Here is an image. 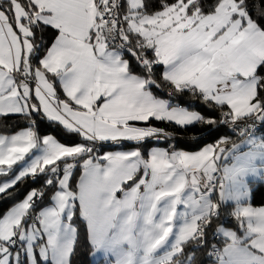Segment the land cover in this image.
<instances>
[{"label": "snow or ice", "instance_id": "obj_1", "mask_svg": "<svg viewBox=\"0 0 264 264\" xmlns=\"http://www.w3.org/2000/svg\"><path fill=\"white\" fill-rule=\"evenodd\" d=\"M9 118L0 264H73L81 233L90 264H264V0H0ZM158 123L240 141L145 153Z\"/></svg>", "mask_w": 264, "mask_h": 264}, {"label": "trees", "instance_id": "obj_2", "mask_svg": "<svg viewBox=\"0 0 264 264\" xmlns=\"http://www.w3.org/2000/svg\"><path fill=\"white\" fill-rule=\"evenodd\" d=\"M178 99H180V102L182 104L195 105L196 106L195 109L201 112L205 116H214L218 118L220 115V113L217 110H209L198 99L191 98L187 95ZM26 124L27 121L18 118H9L7 120H0V133H12L14 131L19 130L20 128L25 127ZM156 126L161 128H167L170 131H174L178 133V135L172 140H166V139L148 140L147 143L144 144L141 149L145 153H147L148 148L152 145H159L169 150L172 148L194 150L200 148L204 143L208 141H214L221 136L230 137L232 141L240 140L239 138L235 137V135L230 133L227 127H224L222 131L211 130L210 126L198 127V128H192L188 131L181 133L179 129L174 128V126L171 124L158 123ZM36 127L41 135L51 134L64 143H69L71 139H78V138L66 137V134L61 130L59 126L55 124H49V122L42 121L39 118H37ZM193 133H195L196 135L193 136ZM123 143L127 144V147H132V145L129 144L128 142H123ZM112 147H114V145H112ZM30 184H32V182L27 181L25 184L18 186L20 192H23ZM32 186L39 187L40 185L34 184ZM254 187L257 188L258 190L256 191L253 204L261 205L264 203V188L260 187L259 184H255ZM7 206H8L7 202L0 201V212L4 211L7 208ZM90 261L91 259L89 255V248L87 246V243L83 239V233H81V239L78 245V250L76 255L73 257V264H90Z\"/></svg>", "mask_w": 264, "mask_h": 264}, {"label": "rangeland", "instance_id": "obj_3", "mask_svg": "<svg viewBox=\"0 0 264 264\" xmlns=\"http://www.w3.org/2000/svg\"><path fill=\"white\" fill-rule=\"evenodd\" d=\"M194 110H196V109H194ZM21 129V128H20ZM46 135H48V134H46ZM43 136V135H42ZM222 137V136H221ZM220 138V137H219ZM218 138V139H219ZM218 139H216V140H214V141H208V142H206V143H204L200 148H197V149H194V150H187V149H182V148H175V149H178V150H185V151H188V152H195V151H198V150H200L205 144H211V143H213V142H215V141H217ZM154 140H156V139H154ZM240 140H238V141H233V142H239ZM114 145V147H112L111 149H107V150H118V148L120 147V145H116V144H113ZM129 149L131 148V147H128ZM152 148H160V149H166V148H164V147H161V146H159V145H152V146H150L149 148H148V150H147V152L149 151V150H151ZM19 167H20V165H16L15 166V168L16 169H19ZM2 179H7V177H2V178H0V180H2ZM261 205H264V203L263 204H261ZM261 205H256V206H261ZM90 259L92 260V257H90Z\"/></svg>", "mask_w": 264, "mask_h": 264}, {"label": "built area", "instance_id": "obj_4", "mask_svg": "<svg viewBox=\"0 0 264 264\" xmlns=\"http://www.w3.org/2000/svg\"><path fill=\"white\" fill-rule=\"evenodd\" d=\"M257 127L259 128V125H257ZM227 129L229 130V132H230V133H232V134H233V132H232V130H231V128H230V127H227ZM235 137H237V138H239V139H240V137H239L238 135H235Z\"/></svg>", "mask_w": 264, "mask_h": 264}]
</instances>
